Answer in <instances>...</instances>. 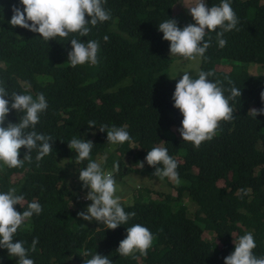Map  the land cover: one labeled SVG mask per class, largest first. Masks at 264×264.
I'll return each mask as SVG.
<instances>
[{
	"label": "trees",
	"instance_id": "16d2710c",
	"mask_svg": "<svg viewBox=\"0 0 264 264\" xmlns=\"http://www.w3.org/2000/svg\"><path fill=\"white\" fill-rule=\"evenodd\" d=\"M181 1L107 0L104 7L111 18L90 26L87 36L73 33L48 42L38 33L9 23L12 6L23 7L20 0H0V80L6 82L9 93L27 94V84L33 98L44 94L48 107L40 114L35 131L55 140L53 151L40 161L33 149L31 163L25 161L17 168L0 166V191L15 187L17 194L25 197L22 208L14 206L17 211L32 201L42 207L14 236V240L25 241L28 249L38 238L36 250L28 253L34 264L83 262L91 258L81 255L86 250L109 256L113 264H225L224 258L234 250L233 241L246 232L254 236V254L264 257V114L253 118L250 111L264 108V73L217 67L222 59L264 65V0H230L239 23L224 33V47L216 37L219 28L205 36L210 47L199 71L213 72L208 79L219 81L226 97L233 86L242 95L230 101L235 109L233 119L221 121L216 135L199 148L183 141L178 131L183 116L173 106L172 96L180 77L167 74L170 42L158 30L159 23L173 18ZM206 2L211 7L221 0ZM72 38L98 41L97 63L72 67L67 61ZM39 75L47 81L39 80ZM22 115L12 110L6 123H16ZM89 121H95V128H89ZM104 124L129 131L131 141L118 146L122 155L131 156L133 171L159 178L145 157L153 147L163 146L178 161L181 181L176 197L146 199L138 195L131 203L121 201L124 210L135 216L115 230L106 229L105 224L90 225L77 215L84 204L79 171L88 160L77 162L78 153L68 146L73 138L92 140L90 155L97 161L111 144L107 132L98 129ZM25 151L21 149V159ZM116 162L106 160L103 167L112 169ZM139 162L144 163L143 169ZM73 179L79 181L80 188ZM221 179L222 184L218 183ZM183 191L193 199L195 218L183 205L173 208L172 201ZM137 223L152 232V246L146 255L139 251L127 257L119 255L116 249L126 237L127 227ZM204 229L215 234V242L204 239ZM0 264H18V258L0 248Z\"/></svg>",
	"mask_w": 264,
	"mask_h": 264
},
{
	"label": "clouds",
	"instance_id": "9594fccd",
	"mask_svg": "<svg viewBox=\"0 0 264 264\" xmlns=\"http://www.w3.org/2000/svg\"><path fill=\"white\" fill-rule=\"evenodd\" d=\"M106 3L107 0H20L23 7L12 6L13 15L9 23L14 27L20 26L38 33L48 42L57 36L68 38L73 33L85 37L91 31L90 26L94 27L98 22L102 23L111 18L110 10L104 7ZM183 6L195 23L181 28L176 19L168 18L159 23L158 30L163 33V39L170 42V56H179L198 63L210 47V39L205 40L206 34L219 28L216 37L219 46L224 47L227 43L223 39L224 33L235 29L239 19L230 0H221L219 5L211 7L206 0H195L189 6ZM108 39L107 36L104 37L105 41ZM70 43L71 51L68 52L67 61L72 67L97 63L100 49L98 41L83 42L72 38ZM180 73L183 75L178 79L172 96L173 106L183 116L182 126L178 131L183 141L192 142L199 148L202 142L211 140L216 135L221 121L233 119L235 109L230 106V101L241 97L242 91L233 86L229 89L230 95L226 97L222 84L208 79L214 75L211 71H197L196 78L189 71ZM261 98L264 100V92L261 93ZM47 107L43 93H37L35 98L31 94H19L15 91L9 93L6 82L0 80V163L8 168L23 167L25 161L31 163L33 149L37 150V161L53 151L55 140L50 135L35 131L40 114ZM12 110L23 115L16 123H6ZM250 111L253 118L264 114V108H251ZM88 126L95 128V121H89ZM98 129L107 132V141L112 144H123L132 139L124 126L109 127L104 124ZM68 146L78 153L77 162L88 160L87 166L79 171V179L83 182L82 187L88 189L85 199L92 203L87 206L86 211H80L77 215L84 221L95 220L103 223L107 226L106 229L115 230L120 225H126L135 213L126 212L121 204V197L116 194L114 172L120 171L119 162L114 164L113 171H106L103 163L107 160V154L101 158V162L91 159L94 146L92 140L73 138ZM22 148L26 150L23 159L20 157ZM145 160L149 166L154 167V175L159 179L168 178L179 183L178 161L169 155L167 147H153L147 151ZM139 168H144L143 162H139ZM24 199L23 194H17L15 187L0 191V248L7 249L9 256L17 257L18 264H34L28 253L29 250H36L38 238L33 239L31 249H28L24 246L25 241L14 240V236L34 214L42 212V207L37 201H32L23 211H17L14 206L20 205L22 208ZM153 240L154 236L149 228L138 223L133 224L127 227V235L119 242L116 252L125 257L137 251L146 255ZM233 242L234 250L224 258L225 264H264V257L258 258L253 252L256 242L251 232H246ZM81 255L91 256L90 259H84L83 264H113L109 256L98 252L92 254L86 250Z\"/></svg>",
	"mask_w": 264,
	"mask_h": 264
},
{
	"label": "rangeland",
	"instance_id": "374dc122",
	"mask_svg": "<svg viewBox=\"0 0 264 264\" xmlns=\"http://www.w3.org/2000/svg\"><path fill=\"white\" fill-rule=\"evenodd\" d=\"M195 0H184L178 3L174 10H173V18L176 19L179 25L181 23L183 24V27L186 26L189 23H195L193 20L191 14L187 10L185 6H189L193 4ZM183 4V5H182ZM181 27V28H183ZM169 58H170V65L167 70V74L171 77H181L183 73H180L182 71H189L193 76L197 74V71H199L200 64L202 61V58L199 59L198 63L190 60H186L179 56H170V51L168 52ZM219 69H222V71H238L240 69H244L248 71L251 74H261L264 73V65L256 62H243L239 60H226L222 59L218 66ZM238 69V70H237ZM179 73V74H178ZM39 80L47 81L46 77L38 76ZM24 89L27 94L32 93V89L27 84H24ZM149 129H151V126L149 125ZM120 148L118 144H110L104 151V153L99 157L100 159H97V162H101V158L107 154V160L113 159L118 162H123V164L120 165V171L114 172V176L116 179L117 184V195L121 197V201L131 203L133 200L138 196L141 195L144 198H158L160 197H166L168 195L177 196L178 194V187L181 186V181L179 180V183H176L172 180H161L156 177H147L148 175L145 174L142 176L141 174L136 173L132 170V162H131V156H127L126 154L122 155V151H119ZM2 163H0L1 166ZM130 169V171H129ZM106 171H113L112 169H105ZM122 170H128L129 172H124ZM69 178H71V174L68 175ZM15 177V175L13 176ZM77 186H81L78 180L73 179ZM188 183V182H187ZM218 183L222 184L224 183V180L221 179L218 181ZM146 188H150L147 190ZM88 189L81 186V199L84 202L83 206L81 207L80 211H86L87 206L92 203L90 200H86L85 196ZM174 209L177 210L180 208V206H184L186 208L187 214L195 218V211L196 207L193 202L192 197L190 196L188 191H183L181 197L178 200H173ZM86 223L90 225L95 226H102L103 223H97L95 220L89 222L86 221ZM102 224V225H101ZM203 237L206 241L209 242H215L216 237L213 232H210L209 230L204 229ZM84 262V261H83ZM83 262L78 261H71V264H83ZM140 262L141 259H140ZM143 264V263H142Z\"/></svg>",
	"mask_w": 264,
	"mask_h": 264
}]
</instances>
